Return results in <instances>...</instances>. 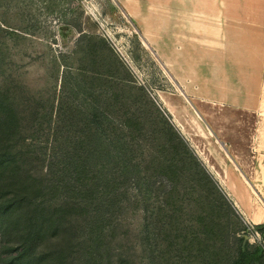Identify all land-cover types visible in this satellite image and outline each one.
Wrapping results in <instances>:
<instances>
[{
  "label": "trees",
  "instance_id": "1",
  "mask_svg": "<svg viewBox=\"0 0 264 264\" xmlns=\"http://www.w3.org/2000/svg\"><path fill=\"white\" fill-rule=\"evenodd\" d=\"M77 84L84 98L92 93L90 87L86 89L78 81ZM7 87L0 89L3 264H136L133 257L124 254L123 234L115 233L119 221L114 213L121 206L140 200L147 207L160 206L152 221L147 219L144 224L146 235L139 237L146 264H172L173 252L193 254L199 264H264L262 244L249 242L247 236L257 230L264 238V223L248 226L237 235L220 236L216 234L219 229L206 218L185 223L171 213L170 193L164 186L171 179L168 176L198 163L191 152L183 150L176 131L169 140H177L175 153L187 160H181L180 164L167 162L164 148L158 149L162 159L139 157L136 150L156 133L155 128L140 124L132 111L126 117L127 130L115 124L103 127L104 119L114 122L104 107L117 101L118 94L105 95L99 88L98 106L92 109L96 123L87 111L75 109L71 101L62 104L60 99L55 107L50 105L48 121L54 128L46 158L44 151L31 144L43 117L37 109L40 98H22ZM62 124L67 139L56 140ZM169 128H160L163 139ZM32 164L39 167L38 175L32 174ZM113 169L118 170L119 176L114 175ZM154 190L156 205L151 200Z\"/></svg>",
  "mask_w": 264,
  "mask_h": 264
},
{
  "label": "rangeland",
  "instance_id": "2",
  "mask_svg": "<svg viewBox=\"0 0 264 264\" xmlns=\"http://www.w3.org/2000/svg\"><path fill=\"white\" fill-rule=\"evenodd\" d=\"M97 39L103 40L104 45ZM86 40L99 50H84ZM106 46L112 50H105ZM165 75L163 60L146 42L137 24L117 0H0V89L8 86L7 89L17 92L22 98H40L37 109L43 117L38 135L31 144L44 151L46 158L49 157L54 128L48 121L50 105L55 107L60 99L62 104L71 101L76 105L75 109H84L94 119L92 109L98 106L99 88L105 95L112 91L120 94L119 104L117 100L104 107L114 122L104 119L103 127L115 124L126 129V117L130 116L132 108L138 109L137 104L143 102L144 93L169 121L185 132L195 148L203 155L208 153V162L217 160L219 163L225 158L229 164L237 163L235 155L246 159L250 155V140H255V145L264 146V138H257L253 133L256 129L264 131L261 110L254 113L233 110L224 102L205 100L196 101L194 107L198 110H195L186 100L180 102L166 98L170 88ZM77 81L86 85V89L91 88L92 93L87 98L83 97ZM263 102L264 94L259 105ZM171 107L172 111L168 109ZM64 130L62 124V129H58L60 132L55 134L56 140L67 139ZM136 142L134 139L133 143ZM139 149L135 150L141 157ZM30 170L34 175L39 174V167L34 164ZM113 171L115 176H119L118 170ZM130 189L136 191L135 186ZM154 192L151 200L156 205L158 199ZM159 207H147L140 200L137 204L129 202L114 213L119 221L115 233L123 234L124 254L133 257L136 264L147 262L139 237L146 235L148 230L144 224L147 219L152 221L151 217ZM248 235L252 241L253 237H261L259 232L258 235L250 232ZM184 255L173 252L170 259L179 260V264L187 261V264H199L195 255ZM175 261L172 264H178ZM0 264H3L1 258Z\"/></svg>",
  "mask_w": 264,
  "mask_h": 264
},
{
  "label": "crops",
  "instance_id": "3",
  "mask_svg": "<svg viewBox=\"0 0 264 264\" xmlns=\"http://www.w3.org/2000/svg\"><path fill=\"white\" fill-rule=\"evenodd\" d=\"M117 1L163 60L165 81L170 88L166 98L186 100L195 110V102L205 100L224 102L233 110H261L264 114V102L262 107L259 105L264 94V0ZM97 41L104 45L103 40ZM83 47L99 50L89 40ZM104 49L112 50L108 46ZM137 108H132L135 120L156 132L150 136L153 141L148 137L139 146L141 157L162 159L158 149L164 148L167 162L180 164L187 160L175 153L177 140H169L176 131L183 150L191 152L198 161L191 168L169 175L171 179L164 185L170 193V209L175 218L179 216L185 223L206 218L219 229L216 234L220 236L237 235L249 225L264 223V146L250 140L248 159L235 155L237 163L229 164L225 158L219 163L208 162V153L203 155L195 148L185 132L169 121L148 95L143 93V102ZM168 109L172 111V107ZM167 126L170 128L163 139L160 128ZM253 133L264 138L263 130ZM247 236L249 242L257 241L264 248V238L251 236L252 241Z\"/></svg>",
  "mask_w": 264,
  "mask_h": 264
},
{
  "label": "built area",
  "instance_id": "4",
  "mask_svg": "<svg viewBox=\"0 0 264 264\" xmlns=\"http://www.w3.org/2000/svg\"><path fill=\"white\" fill-rule=\"evenodd\" d=\"M249 225V224H248ZM249 226H251V225H249ZM251 234H253V235H258V231H256V230H254V231H251Z\"/></svg>",
  "mask_w": 264,
  "mask_h": 264
}]
</instances>
